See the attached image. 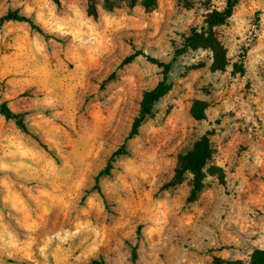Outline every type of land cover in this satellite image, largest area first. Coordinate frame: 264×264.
Returning <instances> with one entry per match:
<instances>
[{"label": "rangeland", "instance_id": "rangeland-1", "mask_svg": "<svg viewBox=\"0 0 264 264\" xmlns=\"http://www.w3.org/2000/svg\"><path fill=\"white\" fill-rule=\"evenodd\" d=\"M225 2L0 0L34 24L0 21V102L27 128L0 113V264H249L264 249V0L213 27L218 68L185 45ZM201 135L213 152L189 199L174 168Z\"/></svg>", "mask_w": 264, "mask_h": 264}, {"label": "trees", "instance_id": "trees-1", "mask_svg": "<svg viewBox=\"0 0 264 264\" xmlns=\"http://www.w3.org/2000/svg\"><path fill=\"white\" fill-rule=\"evenodd\" d=\"M58 2V0H54ZM239 0H226L225 6L221 9H213L209 11L205 18L204 23L205 26L201 27L200 30L192 32L186 38V46H191L192 48L197 47H208L214 51V62L213 66L218 68L220 65V59L218 58V50L215 47L216 41L213 35V27L223 23L226 19H228L234 10L236 3ZM139 2L145 9L151 10L156 7L157 0H130V5L133 6ZM3 20H18L25 21L33 26L32 20L23 14H19L16 11L8 12L0 17V21ZM185 46V47H186ZM185 49L181 48L177 51V53L172 57L170 62L163 65V76L161 80L151 89L144 92L141 101H140V109L139 113L133 121L132 127L125 140L134 134L137 130L138 125L145 117H151L155 113V102L163 96L170 88V83L167 82V72L171 66V62L175 59L176 56L184 52ZM132 56H128L130 59ZM235 66V65H234ZM239 70H236V72ZM194 115L198 118H201L200 114H196L195 110H192ZM0 113L9 119H13L17 125H19L22 129L26 130V126L22 120V116L20 113H16L12 111L7 104L2 101L0 102ZM213 152L212 146L209 142V139L206 135H201L198 139H196L192 146L187 149L185 152L179 153L177 155L176 165L174 168V176L173 179L177 180L182 177V175L188 171L192 174V183H191V191L189 194V199H192L203 187V169L207 164V161L211 157ZM126 153L125 142H123L113 153L112 155H122ZM112 168L111 164L107 163L105 167L100 170L97 174L101 176L102 174H108L109 170ZM218 264H241V260H219ZM249 264H264V249L255 248L249 255L248 258Z\"/></svg>", "mask_w": 264, "mask_h": 264}]
</instances>
